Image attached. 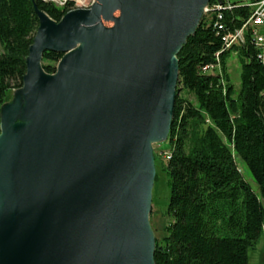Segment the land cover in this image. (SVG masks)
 I'll return each instance as SVG.
<instances>
[{"label": "water", "instance_id": "water-1", "mask_svg": "<svg viewBox=\"0 0 264 264\" xmlns=\"http://www.w3.org/2000/svg\"><path fill=\"white\" fill-rule=\"evenodd\" d=\"M202 1L97 0L57 23L34 8L22 104L0 112V264H154L148 141L167 138Z\"/></svg>", "mask_w": 264, "mask_h": 264}, {"label": "trees", "instance_id": "trees-1", "mask_svg": "<svg viewBox=\"0 0 264 264\" xmlns=\"http://www.w3.org/2000/svg\"><path fill=\"white\" fill-rule=\"evenodd\" d=\"M231 5L221 13L222 31L214 27V14L203 15L176 55V95L164 140L169 159L162 166L169 223L154 242V264H248V251L264 231V64L250 30L243 42L224 48L223 37L240 30L251 14L248 6ZM35 7L56 23L68 11L42 0H0V112L22 88L38 28ZM232 56L239 66L237 90L227 75ZM61 57L43 53V71L54 74ZM214 67L218 73H208Z\"/></svg>", "mask_w": 264, "mask_h": 264}, {"label": "rangeland", "instance_id": "rangeland-1", "mask_svg": "<svg viewBox=\"0 0 264 264\" xmlns=\"http://www.w3.org/2000/svg\"><path fill=\"white\" fill-rule=\"evenodd\" d=\"M97 0H76L73 3V11L75 10H88ZM230 4H237L240 6H248L253 0H225ZM49 3V2H47ZM55 6V5H54ZM59 9V8H58ZM106 25H110L109 21H105ZM236 44V42H235ZM212 69V68H210ZM212 73L214 71L212 70ZM217 74V71L215 72ZM55 74V73H54ZM51 74V75H54ZM49 75V74H48ZM227 75L230 81L235 86L236 90L239 88V66L234 56L227 62ZM21 94L13 91L10 95V99L3 105L15 104L17 101L21 102ZM2 106V107H3ZM19 123V120L16 121ZM1 133V131H0ZM152 158L154 163V181L151 189L150 205L148 210V225L153 238V242L156 239H161L164 232L163 228L169 223V218L166 216V209L169 199V190L167 186V176L162 171V166L165 163V157H162V153L167 154L170 150L168 142L157 141L151 143ZM238 168L244 176V179L250 184L254 191H257L255 183L252 181L249 173L245 169L242 163H238ZM156 178V181H155ZM248 264H264V231L257 241V244L253 250L248 251Z\"/></svg>", "mask_w": 264, "mask_h": 264}, {"label": "built area", "instance_id": "built-area-1", "mask_svg": "<svg viewBox=\"0 0 264 264\" xmlns=\"http://www.w3.org/2000/svg\"><path fill=\"white\" fill-rule=\"evenodd\" d=\"M44 2L53 3L56 7L59 6L58 0H42ZM76 0H65V2H74ZM75 3V2H74ZM251 14L246 22V25L251 27L252 36L254 37L253 45L257 50V58L264 63V0H258L252 3L250 6ZM231 6H220L215 5L210 12L215 14L214 25L218 30H223L224 25L222 21V11L230 10ZM244 29L235 31L223 37L224 48L227 49L229 46L236 42L243 40ZM167 155V154H166Z\"/></svg>", "mask_w": 264, "mask_h": 264}, {"label": "bare ground", "instance_id": "bare-ground-1", "mask_svg": "<svg viewBox=\"0 0 264 264\" xmlns=\"http://www.w3.org/2000/svg\"><path fill=\"white\" fill-rule=\"evenodd\" d=\"M220 1V3L219 2H217V0H214V2L212 3V4H210L209 5V3H207V5H205V7H203L202 5H203V3H204V0L202 1V3L201 4H199L198 6H197V8H196V11H203V15H207V14H214L213 12H210L211 11V9L215 6V5H220V6H223V7H225V6H231L232 8H233V6L230 4V3H228V2H224V3H222L221 2V0H219ZM256 1H258V0H253L249 5H248V7L252 4V3H254V2H256ZM210 2V1H209ZM71 2H65V0H58V4H59V6L57 7V8H59L60 10H63V9H65L66 7H68V11H66L67 13L68 12H71V11H73V4H72V6H71V4H70ZM73 3V2H72ZM96 3H97V1H96ZM53 4V3H52ZM54 5V4H53ZM70 5V6H69ZM56 7V6H55ZM231 8V9H232ZM230 9V10H231ZM249 9H250V7H249ZM251 10V9H250ZM224 11H226V10H224ZM223 12V11H222ZM214 16H215V14H214ZM249 19V18H248ZM248 21V20H247ZM246 21V22H247ZM246 22H245V24L242 26V28L244 29V32L245 31H247V30H250V32H251V37H252V45H253V41H254V37L252 36V29H251V27H249V26H247L246 25ZM214 27H215V25H214ZM215 29L217 30V31H222V30H218L216 27H215ZM244 41V33H243V40H241V41H236V43L237 42H243ZM235 43V42H234ZM234 43H232V44H234ZM232 44L229 46V48L232 46ZM80 46L78 45V46H76L75 47V50L76 49H78ZM253 47H254V45H253ZM229 48H227V49H229ZM254 49H255V47H254ZM256 50V49H255ZM256 52H257V50H256ZM259 61H261L260 59H259ZM261 63L262 64H264L262 61H261ZM175 95H176V93H175ZM172 120V119H171ZM158 138L157 137H155V138H150L149 139V145L151 146V143L152 142H156V140H157ZM165 157V159L166 160H168L169 159V155L167 154H164L163 155V158Z\"/></svg>", "mask_w": 264, "mask_h": 264}, {"label": "crops", "instance_id": "crops-1", "mask_svg": "<svg viewBox=\"0 0 264 264\" xmlns=\"http://www.w3.org/2000/svg\"><path fill=\"white\" fill-rule=\"evenodd\" d=\"M212 70L214 71V73H212ZM216 71H217V73H218V71H219L218 67H214V68L208 70V73H210V74H216V73H215Z\"/></svg>", "mask_w": 264, "mask_h": 264}, {"label": "flooded vegetation", "instance_id": "flooded-vegetation-1", "mask_svg": "<svg viewBox=\"0 0 264 264\" xmlns=\"http://www.w3.org/2000/svg\"><path fill=\"white\" fill-rule=\"evenodd\" d=\"M72 12V11H71ZM69 13V12H68ZM67 14V13H66Z\"/></svg>", "mask_w": 264, "mask_h": 264}]
</instances>
